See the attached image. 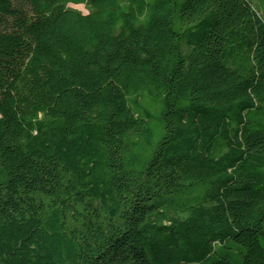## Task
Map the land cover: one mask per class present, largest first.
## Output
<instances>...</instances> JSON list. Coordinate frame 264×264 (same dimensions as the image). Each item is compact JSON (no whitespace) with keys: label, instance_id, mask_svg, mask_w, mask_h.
Listing matches in <instances>:
<instances>
[{"label":"trees","instance_id":"obj_1","mask_svg":"<svg viewBox=\"0 0 264 264\" xmlns=\"http://www.w3.org/2000/svg\"><path fill=\"white\" fill-rule=\"evenodd\" d=\"M0 264H264V0H0Z\"/></svg>","mask_w":264,"mask_h":264},{"label":"rangeland","instance_id":"obj_2","mask_svg":"<svg viewBox=\"0 0 264 264\" xmlns=\"http://www.w3.org/2000/svg\"><path fill=\"white\" fill-rule=\"evenodd\" d=\"M68 6L70 8H74V9H77V10L81 11L83 14H86L87 13V11L84 9V6H82V5L69 4Z\"/></svg>","mask_w":264,"mask_h":264}]
</instances>
